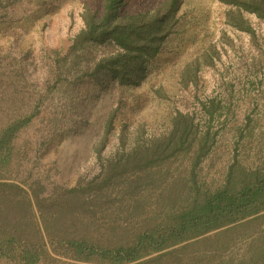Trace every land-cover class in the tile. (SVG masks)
<instances>
[{
	"label": "trees",
	"instance_id": "16d2710c",
	"mask_svg": "<svg viewBox=\"0 0 264 264\" xmlns=\"http://www.w3.org/2000/svg\"><path fill=\"white\" fill-rule=\"evenodd\" d=\"M18 1L0 0V17ZM132 1L85 5L69 45L45 54L41 78L24 76L36 68L31 49L0 59V264H264V126L233 107L264 81L254 24L264 0H216L247 43L224 29L183 60L175 91L151 86L172 105L163 129L116 126L118 103L93 145V172L68 185L37 167L53 135L84 124L81 85H143L189 28L186 0H135L125 10ZM228 52L240 73L224 79L217 61ZM205 68L218 71L224 92L203 91ZM229 79L243 86L239 96Z\"/></svg>",
	"mask_w": 264,
	"mask_h": 264
},
{
	"label": "rangeland",
	"instance_id": "374dc122",
	"mask_svg": "<svg viewBox=\"0 0 264 264\" xmlns=\"http://www.w3.org/2000/svg\"><path fill=\"white\" fill-rule=\"evenodd\" d=\"M101 1L19 0L9 6L5 14L0 17V59L9 54L19 55L24 50L31 49L36 68L30 66L24 76L28 77L29 74L36 73L41 78L44 60L47 59L45 54L51 49L66 48L81 26L80 13L84 6L100 9ZM137 5L133 0L125 4L124 9L131 11ZM183 8L187 10L186 22H189V28L173 39L165 51L155 59L143 85L119 90L114 81L107 80L100 84L87 83L79 87L82 93L87 91V95L80 99L79 105L83 111L84 124L76 131L56 133L39 152L37 167L50 172L51 180L73 185L82 172L95 170L93 145L103 131L110 110L118 103L120 109L115 120L116 126L123 122L135 125L139 121H145L151 130L159 131L168 124L172 105L166 100L159 99L151 90V86L162 84L166 89L175 91L176 72L179 71L183 60L197 49H202L209 40H219L224 29L237 44L247 43L248 38L244 33H237L225 23L223 7L216 0H186ZM255 21L257 20H254V24L258 32L264 36V20ZM229 64L230 67L226 70L224 66ZM239 65L236 60L229 57V52L217 61V67L224 73V79L233 77L229 73L233 70L239 74L240 70L237 68ZM203 77V91L224 92L225 84L221 79L218 80L220 77L218 71L205 68ZM229 81L235 83V96H239L238 89L243 86L238 80L229 79ZM248 92L239 99H233L235 112L243 117L245 110H248L253 119H260V124L264 126V81L260 90ZM253 98L256 101L251 102ZM251 109L253 110L250 111Z\"/></svg>",
	"mask_w": 264,
	"mask_h": 264
}]
</instances>
